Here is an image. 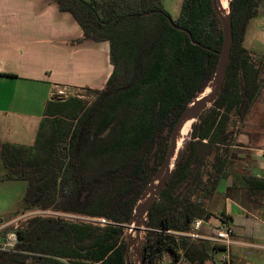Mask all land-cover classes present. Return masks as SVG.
Listing matches in <instances>:
<instances>
[{
    "label": "trees",
    "instance_id": "trees-1",
    "mask_svg": "<svg viewBox=\"0 0 264 264\" xmlns=\"http://www.w3.org/2000/svg\"><path fill=\"white\" fill-rule=\"evenodd\" d=\"M53 2L82 29L71 44L108 41L112 71L102 88L86 90L90 104L79 94L47 100L32 143L3 144L0 156L14 178L26 182L24 206L109 223L33 215L2 230L16 232L17 243L13 251L0 250V264H161L166 255L171 261L179 257V250L202 264L203 240L163 231L187 233L194 219L209 220V202L219 181L230 175L249 197L264 196V178L246 167L239 173L241 163L230 147L264 84V58L256 60L243 45L264 0L229 1L232 44L221 89L192 121L146 213L137 252L129 248L128 263L125 229L167 153L174 124L212 81L223 42L221 21L211 0H182L174 19L162 0Z\"/></svg>",
    "mask_w": 264,
    "mask_h": 264
},
{
    "label": "crops",
    "instance_id": "crops-1",
    "mask_svg": "<svg viewBox=\"0 0 264 264\" xmlns=\"http://www.w3.org/2000/svg\"><path fill=\"white\" fill-rule=\"evenodd\" d=\"M81 34L82 29L72 14L60 11L53 0H0L1 116H10V122L15 121L13 125H17V115L30 116L37 121L38 127L44 105L52 97V92L57 89L86 91L104 86L112 71L109 43L93 40L70 43ZM258 98L247 110L248 114L252 109L253 116L258 117L252 123L246 118L243 120L242 130L234 136L230 147L235 151V162L241 163L239 173L246 167L256 177L264 178V102ZM14 140L16 137L10 143H32H16ZM233 184L231 175L219 181L214 196L226 194L227 201L220 213L230 217V225L232 222L240 225L245 238H264V196L255 194L249 197L238 177L237 185ZM243 215L255 219L256 234L253 224L239 222ZM260 247L264 249V245ZM231 261L240 264V260L232 257Z\"/></svg>",
    "mask_w": 264,
    "mask_h": 264
},
{
    "label": "rangeland",
    "instance_id": "rangeland-1",
    "mask_svg": "<svg viewBox=\"0 0 264 264\" xmlns=\"http://www.w3.org/2000/svg\"><path fill=\"white\" fill-rule=\"evenodd\" d=\"M162 1L165 10L171 15L173 19L176 18L180 10V5L182 0H162ZM243 45L250 52L254 53V55L252 54V56L256 60L264 58V4L260 5L257 8L255 16L248 23ZM86 92L87 91L85 90L71 89L69 92H65L64 95L62 94L59 96H52L51 98L67 97L70 94L71 95L79 94L80 97L87 104H90L93 98L90 94ZM209 92L210 89L205 92L203 91L201 94H199V96L206 95ZM258 97L257 98L260 102H264V84L261 88V92ZM26 106L31 107V104H26ZM255 107H258V105H255ZM246 115H245L246 121L249 123H252V121L258 117V115L253 116L252 109L248 114L246 113ZM10 118L11 117L7 115L6 116L0 115V148L1 145L3 144L17 145L10 143L11 142L10 140H12L14 137H16V140H14V142L16 143L19 142H23L27 144L31 143L37 130V125H36L37 121L30 116L17 115L16 118L17 125H13L15 121L11 123L9 120ZM259 119H261L260 116ZM20 127L22 128L20 129ZM188 137L189 136H187V138ZM248 159L250 158L248 157ZM14 175H16V173L9 171L6 168L0 156V224L9 226L15 223H19L22 225L25 223L26 219H28L33 215H56L59 217L79 219V220L87 219L85 217L78 215L63 214L59 212H53L50 210L40 211L32 207L24 206L21 203V200L24 196V192L26 189V182L24 180L15 179ZM82 195H81V199H82ZM85 196L86 194L84 195L82 200H84ZM226 202L227 201L225 200L224 196H214L213 198H211L209 202L210 203L209 208L212 212L216 213L215 216L217 217L216 218L213 215L209 219L212 224L217 223V220L220 218L221 215L220 211H223L225 209ZM239 222L240 223L246 222V223H250L251 225L253 224L252 227L255 229L254 234H256L258 228L256 226V221L252 216L246 217L245 215H243L239 219ZM235 224L236 222L231 223L232 229L234 226L235 233L233 229L230 243L226 245V247L218 243H213L211 241L204 240L205 247L207 248V257L205 258L202 264H220L221 255L225 252H228V254L233 259L240 260V264H264V249L260 247V245H264V238H260L258 240L245 238L246 234L243 235L244 234L243 228L240 225H235ZM243 227L245 228V226ZM125 231L129 233L130 227L127 226ZM131 236L132 238H134L136 236V233L135 232L131 233ZM214 244L216 246H219V248L214 250Z\"/></svg>",
    "mask_w": 264,
    "mask_h": 264
},
{
    "label": "water",
    "instance_id": "water-1",
    "mask_svg": "<svg viewBox=\"0 0 264 264\" xmlns=\"http://www.w3.org/2000/svg\"><path fill=\"white\" fill-rule=\"evenodd\" d=\"M211 5H212L214 12L218 15L221 21L223 42H222V48L219 52V60L216 66L215 74L212 78V81L207 85L209 86L210 92L206 95L199 96V94H201L204 91V89L207 87L206 86L198 94V96L191 103L187 105V107L182 111L176 123L174 124V127L170 133L169 147H168L167 153L163 161L161 162L160 166L158 167L157 171L155 172L153 178L151 179L150 183L148 184L147 188L142 193L140 200L138 201V203L136 204L133 210V215L131 218V222L129 224L130 231L128 233L129 238H128V244L126 248V262L127 263H128L127 253L129 251V248L133 247V249L137 252L136 243L140 241L141 239H143L144 237L146 213L152 201L158 195L159 191L165 186L166 181L169 178L170 173L172 171V167L174 163L176 162L185 144V141L189 138L188 137L185 139L184 144L182 145L180 150H178L177 149V139H178V133H179L180 128L189 118H192L191 119V123H192V121H194L198 117V115L206 108V106H208L215 100L219 90L221 89L223 80L226 75L228 62L230 60V49H231V44H232V25H231L230 3H229L228 13L222 12V10L220 9L219 0H211ZM147 14L148 13H144L142 15H147ZM172 25L173 27L177 29H181L175 26L174 24ZM166 133L167 131H164V134ZM156 147H157V144L154 145L153 151L156 149ZM152 162H153V159L151 160V163ZM85 194L86 192L83 193L82 199ZM133 232L136 233V236L134 238H132L131 236V233ZM138 258L140 260V256H138ZM137 263L140 264V262H137Z\"/></svg>",
    "mask_w": 264,
    "mask_h": 264
},
{
    "label": "built area",
    "instance_id": "built-area-1",
    "mask_svg": "<svg viewBox=\"0 0 264 264\" xmlns=\"http://www.w3.org/2000/svg\"><path fill=\"white\" fill-rule=\"evenodd\" d=\"M69 91L70 89H57L56 91L52 92L51 96L64 95L65 92ZM98 221H100L102 224L107 223L106 219L104 218H100ZM5 227L6 225L0 224V250L13 251L17 243V233L14 231L2 233V230ZM163 232L167 234H173L175 236L188 237L191 240L206 239L226 247V245L230 243L233 230L229 221L224 219V216L221 215L216 224H212L210 220H205L202 218L194 219L192 222V229L187 233L172 232L170 230H164ZM178 252L179 257H177L175 260L171 261L170 257L166 255L163 258L161 264H196L194 262L188 261L180 250ZM220 264H232L231 257L228 252H225L221 255Z\"/></svg>",
    "mask_w": 264,
    "mask_h": 264
},
{
    "label": "bare ground",
    "instance_id": "bare-ground-1",
    "mask_svg": "<svg viewBox=\"0 0 264 264\" xmlns=\"http://www.w3.org/2000/svg\"><path fill=\"white\" fill-rule=\"evenodd\" d=\"M219 3H220V9L222 10V12L223 13H228L229 0H219ZM208 90H209V86H207L204 89V92L208 91ZM191 119L192 118L187 119V121L183 124V126L179 130L178 139H177V149L178 150H180V148L184 144L185 139L188 136V132L190 130Z\"/></svg>",
    "mask_w": 264,
    "mask_h": 264
},
{
    "label": "flooded vegetation",
    "instance_id": "flooded-vegetation-1",
    "mask_svg": "<svg viewBox=\"0 0 264 264\" xmlns=\"http://www.w3.org/2000/svg\"><path fill=\"white\" fill-rule=\"evenodd\" d=\"M166 135V134H165ZM151 164H153V162L151 163ZM85 218H87V219H81V220H85V221H94V222H98V223H100V221H98V219H100V218H91V217H85ZM107 223H109L108 221H107ZM107 223H105V224H107ZM102 224V223H101Z\"/></svg>",
    "mask_w": 264,
    "mask_h": 264
}]
</instances>
